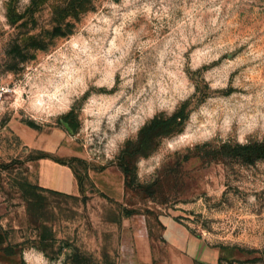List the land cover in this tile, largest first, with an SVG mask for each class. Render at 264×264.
<instances>
[{
  "label": "rangeland",
  "instance_id": "obj_1",
  "mask_svg": "<svg viewBox=\"0 0 264 264\" xmlns=\"http://www.w3.org/2000/svg\"><path fill=\"white\" fill-rule=\"evenodd\" d=\"M40 130L75 194L38 184ZM263 150L264 0H0V264H118L131 214L264 264Z\"/></svg>",
  "mask_w": 264,
  "mask_h": 264
},
{
  "label": "crops",
  "instance_id": "obj_2",
  "mask_svg": "<svg viewBox=\"0 0 264 264\" xmlns=\"http://www.w3.org/2000/svg\"><path fill=\"white\" fill-rule=\"evenodd\" d=\"M63 138L57 130L34 131L29 145L39 153L38 184L47 191L75 194L73 161L77 156L74 147L61 144ZM101 187L110 197L120 199L123 186L110 180ZM159 225L160 232L153 233L145 215L131 214L123 229L118 264H234L228 248L212 245L175 216H159Z\"/></svg>",
  "mask_w": 264,
  "mask_h": 264
},
{
  "label": "trees",
  "instance_id": "obj_3",
  "mask_svg": "<svg viewBox=\"0 0 264 264\" xmlns=\"http://www.w3.org/2000/svg\"><path fill=\"white\" fill-rule=\"evenodd\" d=\"M178 117H182V116H181L180 114H176V115H174L171 119H169V121H167L168 125H169V124L171 125V123L173 122V120L178 119ZM171 129H172V128H171ZM171 129L168 130V131L170 132ZM257 156H263V157H264V150L261 151V152H259V154H257Z\"/></svg>",
  "mask_w": 264,
  "mask_h": 264
}]
</instances>
